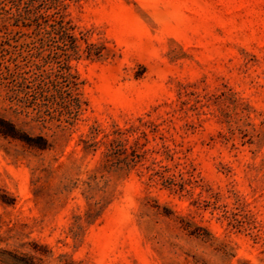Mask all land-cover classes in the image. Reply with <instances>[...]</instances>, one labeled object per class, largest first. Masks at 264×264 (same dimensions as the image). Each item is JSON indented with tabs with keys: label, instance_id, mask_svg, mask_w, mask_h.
<instances>
[{
	"label": "rangeland",
	"instance_id": "1",
	"mask_svg": "<svg viewBox=\"0 0 264 264\" xmlns=\"http://www.w3.org/2000/svg\"><path fill=\"white\" fill-rule=\"evenodd\" d=\"M59 19L75 117L32 96ZM0 117V264H264V0H0Z\"/></svg>",
	"mask_w": 264,
	"mask_h": 264
},
{
	"label": "trees",
	"instance_id": "2",
	"mask_svg": "<svg viewBox=\"0 0 264 264\" xmlns=\"http://www.w3.org/2000/svg\"><path fill=\"white\" fill-rule=\"evenodd\" d=\"M39 19H43L40 17ZM36 20V25L39 27ZM47 23V20H44ZM50 28L43 33L42 38L38 40L40 52H46L47 59L51 62H56L62 71L60 78L63 79V85L57 86L53 94H48V90L37 88L33 92V100L41 101L42 106L49 108L58 101L61 109L67 110L69 115L75 117L80 109V103L76 97V83L72 81V76L67 73L68 61L71 58L79 59L82 56L89 58L92 54L99 56L100 51L93 44H88L83 37H80L85 44L83 48L77 45L78 38L73 34V28L62 19L53 20L48 24ZM93 52V53H92ZM65 71V73L63 72ZM18 130L15 126L0 117V135L5 138H17ZM121 134V133H119ZM106 142L104 143L105 152L103 153L104 168H111L112 166L121 169L120 165L127 169L136 165L138 160L144 154L141 151V145L138 140H135L131 146H127V139L119 137L110 138L105 135ZM94 138L85 143V150L94 148L96 142Z\"/></svg>",
	"mask_w": 264,
	"mask_h": 264
}]
</instances>
